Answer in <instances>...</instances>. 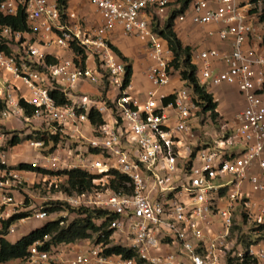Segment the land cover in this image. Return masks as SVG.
I'll list each match as a JSON object with an SVG mask.
<instances>
[{
  "label": "built area",
  "instance_id": "built-area-1",
  "mask_svg": "<svg viewBox=\"0 0 264 264\" xmlns=\"http://www.w3.org/2000/svg\"><path fill=\"white\" fill-rule=\"evenodd\" d=\"M87 1L98 14L96 25L58 0H0V17L22 12L29 26L22 31L0 23V42L11 49L0 51V119L21 115L60 134L48 154L44 141L28 140L44 159L33 164L101 175L99 186L66 196L71 205L103 209L110 217L108 244L89 238L71 252L66 243L40 249L42 243L36 242L24 264H61L64 252L73 254L67 264H227L235 219L244 215L264 225V22L259 12L252 10V0H189L176 16L175 22L215 25L209 36L228 46L198 47L200 85L234 86L244 100L232 120L218 118L221 131L208 144L200 142L210 113H203L192 88L183 81L167 103L170 94L160 91L171 82L174 53L154 23L163 28L185 0ZM116 30L144 44L147 77L154 86L145 99L133 93L127 62L113 50ZM50 46L71 54H52L56 61L47 63ZM54 90L69 102L59 104ZM22 101L35 108L32 116L25 114ZM92 110L102 115V123L91 122ZM66 137L78 145L64 147ZM0 163L5 165L0 168L1 229L3 219L17 212L11 213L18 206L13 186L21 183V171L29 170L10 169L6 153ZM115 173L128 177L129 191L110 185ZM49 216L45 209L33 211L11 223L4 237L16 232L18 221ZM258 231L264 241V227ZM113 245L134 255L106 253ZM249 254L264 260L258 243Z\"/></svg>",
  "mask_w": 264,
  "mask_h": 264
},
{
  "label": "trees",
  "instance_id": "trees-1",
  "mask_svg": "<svg viewBox=\"0 0 264 264\" xmlns=\"http://www.w3.org/2000/svg\"><path fill=\"white\" fill-rule=\"evenodd\" d=\"M188 1L189 0H185L183 7H180L172 14H170L163 28H160L157 23H154V28L155 30H158L160 34H162V36L169 42V45L173 50V74L178 73L180 81H185V84L192 88L194 95L196 96L195 100L201 106L203 113L207 114L209 112L210 115L208 117L214 123H218V118L220 117L217 109L218 101L216 100V97L213 93H211L205 86L200 85L197 79L198 64L194 60V53L198 51L199 46L196 47V45L202 46V44L185 45L175 30V24L177 23L175 22L176 16L178 15V13H181L185 10ZM58 2L61 6H68V0H58ZM252 3L254 5L252 10L255 12H259V19L264 22V0H252ZM0 23L9 24L14 28L22 31L29 30L25 14L22 12L18 16H1ZM196 26L198 27V29L201 28L198 25ZM212 39L223 42L216 37H212ZM223 43L226 44L225 42ZM111 45L118 56L127 62V82L131 81L133 75V63L118 46H116L115 44ZM74 50L75 52H79L77 48H74ZM0 51L10 52L11 49L6 43L0 42ZM46 61L47 63H51L55 62L56 59L52 54H47ZM82 85L83 84H80L79 86ZM52 94L55 96L59 104H65L69 102L68 98L58 90L52 91ZM173 98L174 95L170 94L164 99V101L165 103H167ZM21 104L22 106H24L25 114L27 116H32L35 108L25 104V102L23 101L21 102ZM2 106L3 104H0V111ZM90 119L93 124H100L104 121L102 115L94 110L90 111ZM29 139L44 141L45 146L51 145L50 151H52L53 148L60 142V134H51L50 131H41V129H36L26 137H21L18 134L13 135L12 138L8 140V144L9 146H16L24 140ZM2 167H5V165L0 163V168ZM9 168L34 171L42 174L44 177L55 176L57 180H59V182L62 181L61 179H64L65 177L63 191L67 195L80 194L92 190L96 186H99L97 181L101 177V175L90 173L80 168L54 171L38 165H34L33 163L24 162L19 163L18 165H15L13 167L10 166ZM109 179L110 185L115 190H130V187L127 185V176L120 173H115L114 177H110ZM70 208H72V210H75L79 215V217L75 218L70 223L65 224L64 218L48 219V221L44 223V225L32 229L30 232L23 235L15 242H11L6 237H4V235L7 234L8 228L11 223L17 221V219L19 218L29 216L30 213L22 212L14 214L8 219H3L2 228L0 229V263H5L15 259H25L29 255L30 246L36 242L42 243L41 245H39L40 249H51L52 247H56L57 245L62 243L74 244L80 240L82 241L89 238H94L98 243L103 242L104 244H108L110 242L109 237L111 234V230L108 229L107 219L110 217L107 216V211L99 208L84 206H80L78 208ZM45 210L47 211V209ZM104 217H106L107 220H103L99 223L98 219ZM238 219L240 220V222H244V220H247L244 215H241L240 217H238ZM253 224H255L257 230H260L264 227V225H260L256 222H254ZM259 242L260 240L258 242H247L245 244V253L242 257L238 258L241 259V261H238L237 264H249L252 261L253 257L249 254V250L251 246ZM105 252L108 254L118 253L125 256L134 255L133 250L122 247L120 245H113L111 247H108L105 249ZM227 260L228 264H233V258L230 257Z\"/></svg>",
  "mask_w": 264,
  "mask_h": 264
},
{
  "label": "rangeland",
  "instance_id": "rangeland-1",
  "mask_svg": "<svg viewBox=\"0 0 264 264\" xmlns=\"http://www.w3.org/2000/svg\"><path fill=\"white\" fill-rule=\"evenodd\" d=\"M81 1V0H80ZM83 5L79 6L81 9L73 8V2L70 0V12H82L83 15L87 12L91 13V9L94 13L97 14L95 7L91 6L87 0H82L81 3ZM78 10V11H76ZM193 33L195 34L198 32V28L196 25H194ZM202 34V33H201ZM119 43V40L117 41ZM200 46V45H196ZM205 47H208L204 44ZM123 47H125L123 45ZM195 48V47H194ZM206 118V116H204ZM207 120H203L204 125H206L201 131H202V139L203 141L209 143L214 142V138H217V134L219 131H221L220 124L214 123L209 117L206 118ZM210 119L211 121H209ZM39 127V128H35ZM48 124L43 123L41 121H30L26 120L24 116H15L11 119H0V155L3 154V150H8L9 144L8 140L12 138L13 135L18 134L21 137H26L27 135L31 134L36 129H41V131H48ZM49 133V132H48ZM22 147H32L28 140H24L21 142ZM26 144L27 146H24ZM78 145V143L74 142L73 139H70L69 137H66L64 139V147H72L75 148ZM204 146V145H203ZM51 145H47L44 154H48L50 151ZM34 148V147H33ZM15 152V151H14ZM37 156V161L40 163L44 159L40 157V154L35 152ZM8 153L6 154V159H9ZM67 158H70L67 155ZM42 161V162H43ZM41 162V163H42ZM7 163L9 161L7 160ZM21 163V162H19ZM17 163L16 165H18ZM34 163V162H30ZM13 167V166H11ZM62 181L59 182L55 176H46L43 175H37L35 176L32 172H24L23 176H21V183H15L13 188H15L17 191V198H19V204L14 209H11V213H22V212H29L32 213L33 211H38L42 209H47L49 213V219H59L64 218V223L68 224L71 221H73L75 218L79 217L78 213L75 210H72V208H78L80 206H74L71 205L68 200L67 196L64 193V179H61ZM34 219H30L26 221L25 223H20L22 221L16 222L17 227V234H21L20 231H24L29 225L33 223ZM254 222H249L248 220H244V222H240L238 218L235 219V223L233 224L230 232V236L228 237V245L229 248L227 249L226 253V262L228 264V258H233V264H237L238 261H241V259H238L239 253H245V244L247 242L256 241L258 242L260 240H263L262 236L260 235L259 231L256 229ZM63 224V223H62ZM96 236V235H94ZM94 239V238H93ZM17 240V239H16ZM78 242H81L78 241ZM249 264H264L263 260H259L257 258L252 257V261Z\"/></svg>",
  "mask_w": 264,
  "mask_h": 264
},
{
  "label": "crops",
  "instance_id": "crops-1",
  "mask_svg": "<svg viewBox=\"0 0 264 264\" xmlns=\"http://www.w3.org/2000/svg\"><path fill=\"white\" fill-rule=\"evenodd\" d=\"M73 2V8L81 9L79 6L83 5L82 0H72ZM81 4V5H80ZM92 6V5H91ZM68 7L70 9V0H68ZM78 11V10H76ZM95 11V10H94ZM80 15H83L82 12H79ZM86 17V21L91 25H96L98 21V14L94 13L91 9V13L87 12L84 14ZM215 27V25H208L206 27L199 28L200 33H193L194 26L190 21H184V22H177L175 24V30L178 34V36L182 39L183 43L185 45H195V44H202V46H215L219 49H223L225 47H228L226 44L220 41H216L215 39H212V36H209V29ZM198 28V27H197ZM202 33V35H201ZM112 42L116 46H118L122 52L129 57L131 62L133 63V75L131 78V84H132V91L134 94H136L139 98L145 99L148 91L154 88L152 83L149 81L147 77V67L149 64V60L145 53L144 44L137 40L132 38H127L123 36L120 31L116 30L112 34ZM217 38V37H216ZM119 40V43L117 41ZM123 45L125 47H123ZM205 47V46H204ZM47 52L53 55H62V56H68L71 54V51L68 50H61L56 46H50L47 48ZM183 81H180L178 73L173 74L170 84L160 88V91L165 94H170L175 88L183 86ZM83 89L92 91L93 89H90V86H87L86 84H83ZM211 93L214 94L216 97V100L218 101V112H219V120L220 123L230 121L234 118L235 114L240 111L244 106V100L239 94L238 90L234 86H230L228 84H224L221 86L211 87L208 89ZM39 128V127H35ZM1 146V143H0ZM24 146H27L24 144ZM22 147V144H18L16 146H9L8 150H3V153H8L9 166H15L17 163H30V162H36L37 161V154L35 153L36 150L39 153V150L36 147ZM15 151V152H14ZM1 154V153H0ZM43 166V165H42ZM23 174L27 171H21ZM32 172V171H28ZM34 175H37V172H32ZM40 175V174H39ZM42 175V174H41ZM12 194L15 197V201L17 204H19V198H17V191L15 188L12 189ZM14 205H9L8 208ZM32 219V218H30ZM27 219L25 221H22L20 223H25L26 221L30 220ZM34 219V218H33ZM48 219L38 220L34 219L33 223L29 225L24 231H20V235L16 232L13 234H8L6 238L10 240L11 242L17 241L20 237L30 232L32 229L40 227L46 223ZM17 239V240H16ZM83 241L76 242L74 244H69V250L71 249V252H74V248L77 246H82ZM258 246L262 247L264 249V241H261L258 243ZM68 250V249H67ZM64 252L62 253V263L61 264H67L66 261L73 255L72 253ZM264 261V260H263ZM25 262L22 259H15L11 260L5 263L0 264H24Z\"/></svg>",
  "mask_w": 264,
  "mask_h": 264
}]
</instances>
